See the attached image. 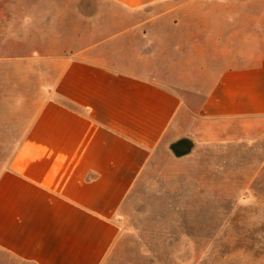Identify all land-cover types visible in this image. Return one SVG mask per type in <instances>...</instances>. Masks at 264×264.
Here are the masks:
<instances>
[{
  "label": "crops",
  "instance_id": "1",
  "mask_svg": "<svg viewBox=\"0 0 264 264\" xmlns=\"http://www.w3.org/2000/svg\"><path fill=\"white\" fill-rule=\"evenodd\" d=\"M107 1L29 57L34 115L0 171L11 264H111L157 148L264 141V0Z\"/></svg>",
  "mask_w": 264,
  "mask_h": 264
},
{
  "label": "rangeland",
  "instance_id": "2",
  "mask_svg": "<svg viewBox=\"0 0 264 264\" xmlns=\"http://www.w3.org/2000/svg\"><path fill=\"white\" fill-rule=\"evenodd\" d=\"M109 7L107 0H0V57L9 58L0 64V171L34 115L21 96L32 93L41 66L29 57ZM179 140L157 148L126 199L111 264H264V141L193 143L178 156L171 145ZM0 264H11L1 252Z\"/></svg>",
  "mask_w": 264,
  "mask_h": 264
},
{
  "label": "water",
  "instance_id": "3",
  "mask_svg": "<svg viewBox=\"0 0 264 264\" xmlns=\"http://www.w3.org/2000/svg\"><path fill=\"white\" fill-rule=\"evenodd\" d=\"M193 146V142L188 138H183L171 145V149L178 155L188 153Z\"/></svg>",
  "mask_w": 264,
  "mask_h": 264
}]
</instances>
